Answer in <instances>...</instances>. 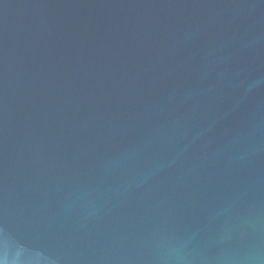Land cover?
Listing matches in <instances>:
<instances>
[{"label": "water", "instance_id": "obj_1", "mask_svg": "<svg viewBox=\"0 0 264 264\" xmlns=\"http://www.w3.org/2000/svg\"><path fill=\"white\" fill-rule=\"evenodd\" d=\"M0 264H264V0H0Z\"/></svg>", "mask_w": 264, "mask_h": 264}]
</instances>
